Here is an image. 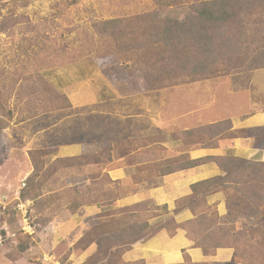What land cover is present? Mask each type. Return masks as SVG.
<instances>
[{
    "label": "rangeland",
    "instance_id": "rangeland-1",
    "mask_svg": "<svg viewBox=\"0 0 264 264\" xmlns=\"http://www.w3.org/2000/svg\"><path fill=\"white\" fill-rule=\"evenodd\" d=\"M207 1L213 0H2L0 264H56V261L72 264L67 256L69 237L63 234V241L54 243L52 233H42V230L46 225L57 227L64 223L66 209L81 202L84 191L67 186L70 181L68 168L75 161L73 164L62 161L64 158L48 161L46 153L53 149L46 148L29 150L26 155V150L34 145L35 129L42 125L38 123L42 118L40 114L50 106H57L64 116L83 111V108H70L69 99L61 87L85 79L91 84L89 93L96 89L102 91L100 96L105 98L110 93L106 92L104 84L110 81L118 95L126 91L138 95L140 112L146 109V100L149 101L148 109L155 114V123L163 125L162 129H154L155 149L150 154L155 159L154 167L159 166L161 158L168 156L162 149L166 148L164 140L169 148L177 150L181 146L169 144V141L207 139L204 129L209 125L190 129L194 137L180 127L183 125L180 116L185 113L193 116L195 99L202 104L199 103L197 109L203 112L201 108H209L214 96L223 101L228 99L229 91L249 88L248 79L254 67L251 60L257 50L264 47V24L251 32L247 29V18L251 20L253 16L247 17L243 11L239 24L231 21L230 26L215 28L213 25L209 29L213 38L211 42L205 41L209 44L206 49L210 54L205 52L216 60L218 58L219 62L209 67L211 72L207 75L195 77L188 73L184 67L186 59L182 66H177L158 58L157 53L168 54L167 48L171 52L188 51V55L193 52L199 57L206 56L204 51L196 49L197 45L192 47L185 28H182L179 46L174 49L164 46L161 41L166 36L169 19L174 16L183 25L193 13V6ZM257 10L261 12V9ZM193 17L191 15L188 22ZM108 21L117 23L111 24L105 32L98 29ZM146 87L150 90L147 93L144 91ZM144 93L148 95L147 99ZM98 107L91 105L90 109ZM176 155L174 151L168 162ZM99 157L105 160L107 155ZM32 164L37 168V174L28 183L34 170L26 173L33 168ZM164 165L160 164L162 167H155L152 171L163 172L168 168ZM98 172L99 184L107 183L114 194L119 185L111 183L102 170ZM246 173L253 172L247 170ZM263 177L264 167L259 173V178ZM257 183L264 185L259 180ZM46 189L48 191H44ZM102 195L106 197L108 192L103 191ZM162 212L150 202L106 211L107 216L97 224L99 228L95 226L93 232L87 233L79 242L101 238L100 248L85 262L76 264H108L110 261L112 264H131L120 261L122 249L114 248L115 238L104 240L107 237L104 234H109L106 233L109 227L128 225H134L136 231L142 232L140 227L149 222L146 215ZM160 223L149 222L148 231ZM148 231L144 233L150 234Z\"/></svg>",
    "mask_w": 264,
    "mask_h": 264
},
{
    "label": "crops",
    "instance_id": "crops-1",
    "mask_svg": "<svg viewBox=\"0 0 264 264\" xmlns=\"http://www.w3.org/2000/svg\"><path fill=\"white\" fill-rule=\"evenodd\" d=\"M89 87L91 84L85 79L74 80L61 87L69 99L70 108H83V111L64 116L65 114L59 113L61 109L57 106H50L40 114L42 118L38 123L42 125L35 129L34 145L26 150L27 155L33 149H53L45 156L48 161L83 156L81 161L69 166L70 181L67 182L68 187L84 191L81 202L66 209L64 223L57 227L46 225L42 230V233H52L54 243H61L64 236L69 237L66 247L72 264L85 262L100 248L103 241L79 242L87 233L91 234L95 226L99 228L97 224L107 216L104 213L108 210L150 202L168 210H163L159 215H146V220L151 224L168 218L178 223L192 219L194 212L190 208L175 212L178 201L191 194L193 184L222 173L214 162L193 165L192 161L214 156H234L264 163V68L254 71L247 90H231L227 94L228 99L223 101L214 96L209 108H201L204 109L203 112L200 108L197 109V105L200 107L201 103L195 99L193 116L186 113L180 116L182 130L227 120L231 127L226 129V137H213L208 141L210 143L197 138L186 142L180 138L169 141V144L177 143L181 146L177 150L169 148L164 140L163 146L166 148L162 149L168 156L161 158L159 163L166 164V168H177L166 173L152 171L155 167H162L160 164L154 167L155 159L150 154L155 149L154 129H162L163 125L155 123V114L148 109L149 101L146 100V109L140 112V98L136 97L138 95L127 91L118 95L110 81L104 84L106 92L110 93L105 98L100 96L102 91L95 88L96 91L89 93ZM109 89H112L111 92ZM144 91L147 93L150 90L146 87ZM144 97L147 99L148 95ZM91 105L99 107L94 110L90 109ZM230 131H234V135ZM174 151L177 154L175 159L168 162ZM103 154L107 155L106 161L104 157H99ZM32 167L27 175L35 169L34 165ZM99 170L105 172L114 184L119 185L113 191L114 194L107 183L99 184ZM103 191H107L108 196L104 197ZM208 202L217 203L219 215L228 212L226 196L222 191L212 193ZM121 228L109 227L108 231L116 232ZM149 228L146 227L144 232ZM172 233L173 230L162 229L134 243H116L114 248L122 249L119 253L121 262L131 264H236L233 262V247L221 246L215 251L206 252L187 236L186 231L178 229L175 234Z\"/></svg>",
    "mask_w": 264,
    "mask_h": 264
},
{
    "label": "trees",
    "instance_id": "trees-1",
    "mask_svg": "<svg viewBox=\"0 0 264 264\" xmlns=\"http://www.w3.org/2000/svg\"><path fill=\"white\" fill-rule=\"evenodd\" d=\"M1 2L2 0H0ZM257 9H261V12H257ZM242 11L245 12L244 15L247 17L253 16V18L249 17L251 20L247 18V29L251 32L253 29L256 31L258 25L264 24V0L207 1L194 5L193 13L186 18L183 25L180 24L176 17L173 18L174 16L169 19L170 22L168 21V23L170 24L165 29L166 36L161 43L173 49L179 46L182 28H185V34L189 36L192 47L195 48L197 45L196 49L210 54V50L206 49L209 44L205 43V41L211 42L213 38L208 33L209 29H212L213 25L215 28L230 26L231 21H236L239 24ZM191 15L194 16V19L188 22L191 19ZM116 23L117 21H108L103 26L98 27V29L105 32L111 24L114 26ZM242 27L244 26L242 25ZM167 49L168 54L157 53L158 58L177 66H182V62L184 63L186 59L187 65H184V67L188 70V73L195 77L201 74L207 75L211 72L209 67H213L217 61L219 62L218 58L216 60L215 57L206 55V52V56L199 57L193 52L188 55V51L179 53V51L171 52L169 48ZM251 61L254 63V67L249 75L248 86L254 71L264 68V47L257 50ZM230 127L231 123L229 120L210 124L204 129V135L207 139L203 141L208 142L217 136L226 137V129ZM187 133L189 136L194 137L192 130H187ZM229 133L234 135L235 132L230 131ZM82 157L64 158L62 161L67 164H73V161L76 163ZM205 162L216 163L221 168L222 173L214 178L193 184L191 186V194L178 201L175 212L190 208L194 212L192 219L178 223L168 218L156 225L154 230L149 231L150 234L144 233V229L149 226L148 222L140 227L139 231L142 229V232L136 231L134 225L122 226L121 230L115 233L111 234V232L107 231L106 233L109 234H104L105 237L107 236L104 240L115 238L118 244H129L146 239L147 236L153 235L162 229L173 230L172 235L178 229H181L186 231L187 236L206 252L215 251L217 247L230 246L234 248L233 262L236 264H264V185L261 186L257 183L259 180L264 184V177L259 178V173L262 172L264 163L234 156H214L194 160L191 164L199 165ZM36 169L28 177V183L37 174ZM175 169L177 168L169 167L163 169V173ZM247 170H252L253 173H246ZM107 178L111 183H114L109 176ZM217 191H222L226 196L228 212L225 215H219L217 203L209 204L208 202V197ZM155 207L157 210H166L168 212L164 206ZM100 239L94 237L89 241L96 240L101 242L103 239L101 241ZM186 260H189V258L186 257ZM112 262L110 261L108 264H112Z\"/></svg>",
    "mask_w": 264,
    "mask_h": 264
},
{
    "label": "built area",
    "instance_id": "built-area-1",
    "mask_svg": "<svg viewBox=\"0 0 264 264\" xmlns=\"http://www.w3.org/2000/svg\"><path fill=\"white\" fill-rule=\"evenodd\" d=\"M56 264H60L59 262H56Z\"/></svg>",
    "mask_w": 264,
    "mask_h": 264
}]
</instances>
